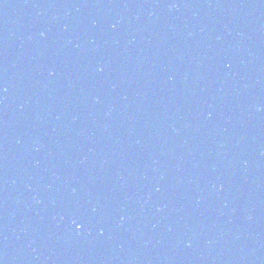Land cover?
<instances>
[{
	"label": "water",
	"instance_id": "95a60500",
	"mask_svg": "<svg viewBox=\"0 0 264 264\" xmlns=\"http://www.w3.org/2000/svg\"><path fill=\"white\" fill-rule=\"evenodd\" d=\"M0 264H264V0H0Z\"/></svg>",
	"mask_w": 264,
	"mask_h": 264
},
{
	"label": "snow or ice",
	"instance_id": "6c2138e0",
	"mask_svg": "<svg viewBox=\"0 0 264 264\" xmlns=\"http://www.w3.org/2000/svg\"><path fill=\"white\" fill-rule=\"evenodd\" d=\"M81 227H82V225H81Z\"/></svg>",
	"mask_w": 264,
	"mask_h": 264
}]
</instances>
